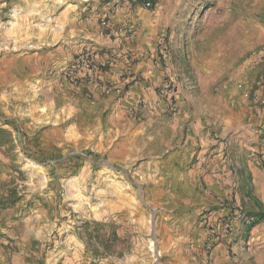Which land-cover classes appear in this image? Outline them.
<instances>
[{
    "label": "rangeland",
    "instance_id": "1",
    "mask_svg": "<svg viewBox=\"0 0 264 264\" xmlns=\"http://www.w3.org/2000/svg\"><path fill=\"white\" fill-rule=\"evenodd\" d=\"M85 1L0 0V82L16 84L0 91V264H63L71 250L81 256L78 264H210L212 250L204 239L194 255L187 249L196 230L205 234L202 219L215 208L206 186L188 174L184 151L170 149L160 158L155 155L160 149H134L142 141L132 138L123 139L127 149H94L79 136L73 137L76 146L60 144L59 134L41 128L42 122L31 123L34 110L47 111L31 110L32 101L41 98L37 86L31 99V74L57 72L59 67L45 57L65 31L67 9L75 4L84 9ZM101 2L111 12L122 1ZM133 2L144 6V0ZM163 4L169 19L155 60L160 50L169 57L158 62L163 76L176 78L177 98L186 86L196 90L193 97L201 109L203 95L214 100L227 89L230 74L264 46V0ZM103 21L107 27L108 15ZM34 56L40 62L35 71ZM209 72L214 79L206 94L199 84ZM3 103L16 104L18 111ZM140 110L132 112L137 119ZM87 151L92 154L86 156ZM147 152L154 155L147 159ZM70 155L85 158L79 164ZM51 156L61 164L55 166ZM224 201L217 200L222 209Z\"/></svg>",
    "mask_w": 264,
    "mask_h": 264
},
{
    "label": "crops",
    "instance_id": "2",
    "mask_svg": "<svg viewBox=\"0 0 264 264\" xmlns=\"http://www.w3.org/2000/svg\"><path fill=\"white\" fill-rule=\"evenodd\" d=\"M121 1L111 12L106 11L109 4L101 0H86L84 9L77 8V4L68 8L62 22L65 31L45 57L58 68L85 45L118 55L114 67L105 69L83 87L69 83L58 73L51 77L38 76L35 70L39 57H31L35 71L31 74V99L37 97L34 93L37 86L41 91V98L32 101L31 110L35 107L47 110L37 114L34 110L31 123L42 122L41 128L59 134L60 144L76 146L78 142L73 137L79 136L80 142L94 149H127L123 139L132 138L142 141L134 149H160L156 157L163 158L170 149L184 151L188 174L196 183L206 186L215 208L213 213L228 211L217 203L226 199V204L240 206L257 217L250 229L252 251L239 256L242 264H264V164L258 159V153L264 148V136L251 130L264 123V105L257 98H264V92L255 90L257 75L264 74V58L251 59L233 71L227 89L219 92L214 100L203 95L201 109L193 97L196 90L190 91L186 86L177 98L178 113L170 116L165 107L157 109L153 105L164 74L155 60L160 32L169 19L164 0H156L151 9L133 0ZM106 14L107 27L103 25ZM97 78L111 85L110 93L97 87ZM213 79L214 75L209 72L199 84L200 91L207 94ZM128 80L132 83L127 86ZM239 83L245 87L239 89ZM8 85L16 87L15 82L3 81L0 91ZM1 93L3 99L6 93ZM61 97H64L62 102ZM140 98L148 99V106L141 108V117L137 119L132 108ZM6 104L12 105L15 113L18 111L16 104L3 103ZM48 122L51 125H45ZM185 126L189 127L188 132H184ZM146 155L149 159L154 154L147 152ZM231 167L238 172L236 187L230 184ZM176 168L179 170V166ZM203 232L196 230L187 243L190 255L199 251L195 246L205 240L206 232ZM80 257L77 251L71 250L66 253L63 264H78ZM210 259V264H232L223 245L212 250Z\"/></svg>",
    "mask_w": 264,
    "mask_h": 264
},
{
    "label": "built area",
    "instance_id": "3",
    "mask_svg": "<svg viewBox=\"0 0 264 264\" xmlns=\"http://www.w3.org/2000/svg\"><path fill=\"white\" fill-rule=\"evenodd\" d=\"M152 6L151 0H144V7L150 8ZM104 24H106L104 22ZM131 33V30H127ZM162 49V43L160 42L159 49ZM254 58H264V46L256 53L253 54ZM252 55V56H253ZM118 55L114 53L103 52L101 49L94 48L92 46L85 45L80 50L74 59L67 61L60 66L56 71L62 79L69 83L83 87L86 83L91 81L95 76L99 77L102 71L107 68L114 67L117 62ZM169 58L166 54L160 50L159 60H167ZM99 80V78H97ZM131 80L126 81V85H130ZM256 91L264 92V74L257 78ZM97 87L102 92L110 93L111 85L103 81H98ZM238 88H243V83L238 84ZM177 94H178V82L175 77L164 75L162 85L159 90L157 99L153 105L159 109L162 106L166 108L169 113H176L177 107ZM258 94H255L257 96ZM259 103L264 105V98L257 96ZM147 106V101L144 98L139 101L132 108V112H137L141 108ZM254 133L264 136V123L262 125L253 126L251 129ZM258 159L264 164V148L258 153ZM231 172V186H237V170L233 167L230 168ZM224 201L223 206L228 208L227 212L213 213L209 212L204 215L202 219V225L205 228V243L208 250H214L218 245H223L226 249L228 256L232 259V264H242L240 253H250L252 251V242L250 239V229L252 225L257 221V217L246 212L240 206H234Z\"/></svg>",
    "mask_w": 264,
    "mask_h": 264
},
{
    "label": "trees",
    "instance_id": "4",
    "mask_svg": "<svg viewBox=\"0 0 264 264\" xmlns=\"http://www.w3.org/2000/svg\"><path fill=\"white\" fill-rule=\"evenodd\" d=\"M89 154H92L90 151L85 152V155L88 156ZM70 161H76V162H80L79 164H81V162L83 161V159L85 158V156L83 155H70L68 156ZM52 159L56 160L55 162V166L58 164H61V161L58 159H55L54 156H51ZM37 161L45 163L46 161H48L47 159H41V158H37ZM79 166V165H77Z\"/></svg>",
    "mask_w": 264,
    "mask_h": 264
}]
</instances>
